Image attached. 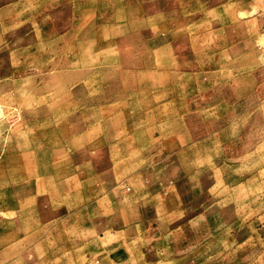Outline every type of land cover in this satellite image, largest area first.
Returning <instances> with one entry per match:
<instances>
[{"label":"rangeland","instance_id":"374dc122","mask_svg":"<svg viewBox=\"0 0 264 264\" xmlns=\"http://www.w3.org/2000/svg\"><path fill=\"white\" fill-rule=\"evenodd\" d=\"M0 264H264V0H0Z\"/></svg>","mask_w":264,"mask_h":264}]
</instances>
